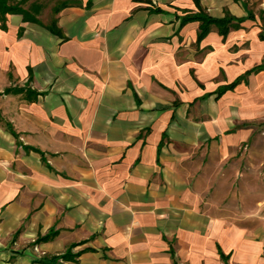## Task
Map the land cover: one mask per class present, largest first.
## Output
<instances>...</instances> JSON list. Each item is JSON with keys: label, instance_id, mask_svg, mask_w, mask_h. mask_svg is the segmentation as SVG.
Wrapping results in <instances>:
<instances>
[{"label": "crops", "instance_id": "1", "mask_svg": "<svg viewBox=\"0 0 264 264\" xmlns=\"http://www.w3.org/2000/svg\"><path fill=\"white\" fill-rule=\"evenodd\" d=\"M200 11L241 21L199 40ZM55 19L61 36L0 29V264H264V224L235 222L191 161L246 137L218 106L264 73L230 52L246 1L74 0Z\"/></svg>", "mask_w": 264, "mask_h": 264}, {"label": "rangeland", "instance_id": "2", "mask_svg": "<svg viewBox=\"0 0 264 264\" xmlns=\"http://www.w3.org/2000/svg\"><path fill=\"white\" fill-rule=\"evenodd\" d=\"M21 1L10 0V3ZM64 1L74 2L26 0L20 6L27 9L32 3L41 4L43 10L38 18L47 25L53 17L52 8ZM245 1L255 21L250 22L245 31L234 39L230 49L244 65L259 63L264 58V46L262 49L258 45L254 46L258 33L264 38V0ZM218 106L219 112L223 113L226 132H245L246 137L223 157L220 153L211 155L208 152H195L191 161L200 163L199 173L203 176L221 180L218 184L210 185L218 188L216 192L221 195L219 206L230 204L232 213L237 214L233 216L234 221L238 224L247 223L245 226L254 230L264 224V73L250 77L247 86L237 89ZM213 164L217 165L216 168Z\"/></svg>", "mask_w": 264, "mask_h": 264}, {"label": "trees", "instance_id": "3", "mask_svg": "<svg viewBox=\"0 0 264 264\" xmlns=\"http://www.w3.org/2000/svg\"><path fill=\"white\" fill-rule=\"evenodd\" d=\"M24 3H26V0H22L20 3H10V0H0V29H5L7 15H19L21 16L23 23H31L40 26L42 25L38 19V16L43 10V6L38 3H32L27 9H24L20 6ZM66 6L67 2L56 4L52 8L53 17L50 23L45 27L50 33L56 36H61V31L57 27L55 16ZM191 21L199 22L198 39L200 40L210 31V28L212 26H215L217 28L218 33L221 36H226L230 29L238 28V24L241 20H237L230 16H225L223 19H214L200 11L195 15L186 16L183 20V23H188ZM263 68L264 64L258 66L253 71L257 72L262 70ZM241 79L242 77L236 79L230 86L219 90V94L223 93L226 90L233 89L241 81Z\"/></svg>", "mask_w": 264, "mask_h": 264}]
</instances>
